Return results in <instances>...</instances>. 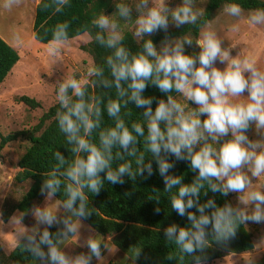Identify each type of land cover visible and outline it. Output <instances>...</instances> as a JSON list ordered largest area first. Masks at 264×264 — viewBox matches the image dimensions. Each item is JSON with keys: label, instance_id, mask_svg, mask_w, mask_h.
<instances>
[{"label": "clouds", "instance_id": "obj_1", "mask_svg": "<svg viewBox=\"0 0 264 264\" xmlns=\"http://www.w3.org/2000/svg\"><path fill=\"white\" fill-rule=\"evenodd\" d=\"M21 2L2 0L0 7L11 11ZM67 3L68 0H57L58 5ZM193 4L194 0H182L173 8L166 0H138L132 5L123 0L118 2L115 15L131 21L133 35L143 39L142 50L135 53L123 45L124 33L113 16L101 13L92 21L99 29L95 41L112 50L106 60L111 79L105 76L104 68L91 64L86 75L96 80L69 76L59 83L56 99L61 110L56 112V120L74 158L68 161L59 151L54 152L56 164L40 189L46 200H52L62 182L59 177L63 176L68 181L64 188L67 199L51 205L34 204L28 212L13 218L20 225L29 216L34 220L30 234L26 226L22 227L21 238L25 241L24 249L41 264H89L92 257L101 259L99 238L89 237L84 241L82 246L87 247L88 255L69 256L59 245L63 240H78L81 224L72 217L83 220L90 215L86 211L85 189L99 195L105 180L112 185H123L125 176L135 180L154 175L152 162H146L145 154L155 161L164 191L171 194L176 189L170 195L172 209L190 221V227L172 224L165 230V236L174 240L181 253L203 252L209 230L217 242H226L236 236L239 224H264V191L252 188L253 179L264 181V68L250 55L233 56L232 50L222 46V40L210 27L201 31L195 41L187 35L170 36V27L196 24L202 13L194 10ZM223 10L233 17H239L243 11L238 3H228ZM248 23L264 25V9L251 12ZM67 27L60 24L54 30L47 48L49 56L60 55V45L68 38ZM232 31H238V26L234 25ZM159 32L164 37L157 48L145 37ZM186 45H195L199 51L185 54ZM217 63L224 67H217ZM90 84L114 87L117 96L105 104L114 126L99 132L98 145L88 137L100 127L103 101L88 95ZM149 85L166 99L146 97L144 92ZM129 102L143 109L142 122H133L130 128L120 115L122 107L126 108ZM138 138H143L142 151ZM125 156L134 160H125ZM173 159L186 161L188 171L195 173L190 184L183 183L182 175L170 174L175 167ZM114 160L124 162L113 168ZM205 185L222 196L238 194L244 207L229 203L220 207L211 199L200 204ZM260 187L264 188V183ZM56 205L71 216L58 217ZM192 208L196 209L195 213L189 211ZM155 212L159 214L160 209L156 208ZM54 225L58 229L55 240L48 230Z\"/></svg>", "mask_w": 264, "mask_h": 264}, {"label": "trees", "instance_id": "obj_2", "mask_svg": "<svg viewBox=\"0 0 264 264\" xmlns=\"http://www.w3.org/2000/svg\"><path fill=\"white\" fill-rule=\"evenodd\" d=\"M175 1L182 2V0H173L172 2ZM228 3H238L243 11L253 12L256 9H264V0H194V4H203L200 11L202 15L199 16L196 24L185 25L180 28L170 27L169 35L173 38H182L187 35L195 41L201 27L211 21L217 12ZM57 7L60 8V11L56 10ZM112 10V0H68V3L64 5H58L57 0H39L34 7L31 27L32 38L38 43H49L53 39V32L56 27L60 24H67V40L86 34L89 41L81 49L88 54L92 64L104 68L105 76L111 79L106 60L112 54V50L95 41V35L99 29L94 27L92 21L99 14H109ZM124 37L122 43L130 52L135 53L142 50L143 39H135L129 32H124ZM163 37L164 33L159 32L150 37H145V39H151L159 48ZM198 51L199 48L195 45L192 47L185 46V54H194ZM16 61L15 51L0 38V83ZM88 79L91 81L97 78L88 77ZM88 95L99 97L103 101L100 104L102 111L100 127L94 129L92 135L88 137L91 142L98 145L99 132L114 126V119L107 115L105 104L108 99L117 98L116 90L114 87L104 88L100 85L92 86L90 84ZM144 95L155 97L156 100L166 99L164 94L152 85L146 88ZM156 100L153 101V108ZM18 101L32 109L38 107L37 102L26 96H20ZM58 110L61 109L57 100L30 129L8 133L4 136L0 135V151L9 142L17 139L26 141L27 146L16 162L18 170L13 176V181L18 184L29 182L20 200L1 211L0 215L3 222H6L15 211L22 214L30 210L33 201L41 193L40 189L44 180L54 169L56 164L54 152L59 151L68 161L74 158L71 146L67 144L64 134L59 131L56 120ZM142 112L143 109L136 108L134 104L129 102L126 108L122 107L120 115L130 128L133 122H142ZM138 139L141 140L138 147L142 151L143 138ZM116 151L117 149L114 148L113 153ZM128 159L134 160L132 157L125 156V160ZM145 160L152 162L153 176L148 179L137 177L135 180L125 176L123 185H112L105 180L99 195L85 189L86 211L90 215L83 220H79L77 217L73 218L81 221L88 231L99 235V237H109V244L124 254L133 264H197V257L200 258V264H203L221 259L229 254H239L252 250L251 236L244 224H239L236 236L229 241L217 242L209 230L208 244L203 252L197 251L192 255L181 253L174 240H169L165 236V230L172 224L177 225V227H190V221L186 216L181 217L172 209L170 195L174 194L176 189L174 188L171 194L164 191L163 179L157 171L155 161L151 160L150 154H145ZM122 162L124 161L114 160L113 168ZM172 162L175 167L170 174L182 175L183 183L190 184L195 178V173L188 171V163L174 159ZM133 166L135 167V165ZM60 171L62 172L63 169ZM101 175L103 177V174ZM59 178L62 182L53 199L62 203L67 199L64 188L68 181L63 176ZM205 192H207L206 195ZM209 199L214 200L216 205L220 207L225 203L232 205L229 195L222 196L218 192L214 193L208 190L207 185H205V188L201 190L199 203L204 204ZM156 208L160 209L159 214L155 212ZM189 211L195 213L196 209L192 208ZM69 214L71 215V213ZM48 230L53 234L55 240L57 227L54 225ZM24 244L25 241L20 238L6 255L0 251V264H41V261L36 259L32 253L24 249ZM41 247L47 252L44 245ZM106 264L115 263L107 262Z\"/></svg>", "mask_w": 264, "mask_h": 264}, {"label": "rangeland", "instance_id": "obj_3", "mask_svg": "<svg viewBox=\"0 0 264 264\" xmlns=\"http://www.w3.org/2000/svg\"><path fill=\"white\" fill-rule=\"evenodd\" d=\"M113 10L109 16L117 19L120 30L133 35L134 25L131 21H125L116 16V4L121 0H112ZM166 0L170 7L179 6L182 2ZM38 0H22L19 6H14L11 11L0 7V38L10 46L17 55V61L11 67L4 80L0 83V135L30 129L38 122L40 116L53 105L56 99L58 85L69 76L77 79L87 77V69L92 64L90 57L81 48L88 41L86 34L64 41L60 45L59 56H49L47 48L49 43L42 44L32 38V20L34 7ZM130 5L138 0H123ZM172 2V3H171ZM2 3V0H0ZM194 10H202L203 4H193ZM224 7L217 12L214 18L206 23L198 32L210 27L222 40V46L230 48L232 55L252 56L257 59L259 67L264 68V25H251L248 17L251 11H242L239 17H233L224 12ZM135 11L133 12V20ZM171 24V21H170ZM238 26V31L233 32L232 27ZM18 37V38H17ZM133 37L136 38L134 35ZM198 48V47H197ZM219 68L223 65L217 63ZM20 96H26L38 103V107L29 108L18 101ZM195 107V105H192ZM203 119V117H202ZM250 138H254L250 135ZM26 141L17 139L7 143L0 151V214L2 210L16 204L26 191L29 182L15 183L13 176L18 170L16 162L23 154ZM250 175V174H249ZM264 179V178H262ZM261 181L253 179L252 188H259ZM230 201L234 207L243 208L236 193H229ZM56 200H46L41 193L33 201L32 206H44L54 204ZM31 206V207H32ZM31 209V208H30ZM21 214L13 212L6 222L1 220L0 215V251L7 254L21 238V229L26 226L29 231L35 225L34 220L29 216L25 218L23 225L16 224L14 217ZM58 217L69 216L60 205H56ZM78 221V220H77ZM76 221V222H77ZM78 240H63L59 245L60 250L69 256L77 254H89L87 247L82 246L86 238H99L101 240V259L92 257L89 264H103L109 261L117 264H133L124 254L118 250L109 249V237L99 235L86 230L81 221ZM41 226V230H42ZM57 227V226H56ZM245 229L251 236L252 250L239 254H229L221 259L203 264H264V224L245 223ZM102 254H104L102 256Z\"/></svg>", "mask_w": 264, "mask_h": 264}, {"label": "crops", "instance_id": "obj_4", "mask_svg": "<svg viewBox=\"0 0 264 264\" xmlns=\"http://www.w3.org/2000/svg\"><path fill=\"white\" fill-rule=\"evenodd\" d=\"M39 1V0H38ZM38 3V2H37ZM68 215L69 216H71L69 213H68ZM72 220L74 221V222H76L77 221V219H74L73 217H72ZM78 222V221H77ZM87 230V229H86ZM109 249L111 250V251H115V250H117V249H115L112 245H110L109 244ZM104 254H102V256H103ZM107 262H112V261H109V259H107V260H105V261H103V264H106ZM113 263H115V262H113ZM115 264H117V263H115Z\"/></svg>", "mask_w": 264, "mask_h": 264}]
</instances>
